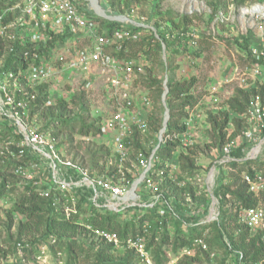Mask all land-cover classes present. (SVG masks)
I'll list each match as a JSON object with an SVG mask.
<instances>
[{
    "label": "built area",
    "instance_id": "2783aa9c",
    "mask_svg": "<svg viewBox=\"0 0 264 264\" xmlns=\"http://www.w3.org/2000/svg\"><path fill=\"white\" fill-rule=\"evenodd\" d=\"M243 13L253 18V24H264V4L257 3ZM101 19L88 0H0V174L15 179L7 182L8 193L0 202L11 208L17 192L43 197L54 211L84 227L96 243L110 245L116 253L132 251L141 264H156L154 251L164 238L172 241L177 234L187 235L194 229L203 231L202 236L178 248L180 252L190 255L196 248L214 257L206 232L223 217L221 189L232 182L231 174L246 163L252 173L243 171L241 181L256 197L264 191V174L256 167L257 163L264 166V93L253 94L240 116L245 120L241 134L221 147H212L206 165H201L205 156L199 153L196 171L189 175L182 170L180 155L200 144V130L211 129L208 113L199 116L197 107L192 108L183 120L184 131L167 132L166 126L153 135L148 120L152 101L133 88L151 59L122 55L127 53L126 43L141 38L143 29L111 31ZM131 24L145 27L136 21ZM247 34L251 35L246 50L250 65L241 71L237 68L236 80L240 88L258 89L264 86V34L258 39ZM82 41L85 44L80 47ZM18 48L24 50L16 57ZM9 63L17 65L10 68ZM99 80L111 108L99 122L109 154L93 168L87 158H74L59 146L53 129L38 124L34 109L41 86H46L47 104H54L77 92L74 88L66 93L64 84L81 81L79 91L91 103ZM82 139L93 140L92 135ZM167 144L174 146L163 156L161 150ZM227 199L225 206L232 207L238 222L264 241L261 201L245 207L230 194ZM107 216L123 228L129 224L130 229L121 235L92 222ZM23 219L19 216L16 221ZM49 241L48 246L15 241L16 258L22 264H65L55 240ZM225 246H229L227 240ZM165 249L171 256L172 245L168 243Z\"/></svg>",
    "mask_w": 264,
    "mask_h": 264
},
{
    "label": "trees",
    "instance_id": "16d2710c",
    "mask_svg": "<svg viewBox=\"0 0 264 264\" xmlns=\"http://www.w3.org/2000/svg\"><path fill=\"white\" fill-rule=\"evenodd\" d=\"M130 1H127V6ZM215 12L217 11V3L214 5ZM108 23L111 31L116 28H128L132 30L143 29V27H137L135 25H127L125 23H119L115 21H108L101 19ZM193 24V19L184 16L179 22L172 21L173 28L179 30V36L174 41L167 42L166 33L169 31L165 29L160 30V25L157 23L156 28L158 37L154 36L151 42H147L143 39L142 46L148 45L144 54L155 58L162 71L171 70L170 66L165 65L162 59L163 47L162 42L165 44L167 61L169 62V48L177 47L180 44L181 33H186L188 26ZM170 37L172 32L169 31ZM180 38V39H179ZM244 43H240V47L248 49L250 44L251 35H243ZM130 40L126 43L127 46L132 42ZM137 40L135 39L134 42ZM24 49L18 48V54L23 52ZM13 55V53L11 54ZM10 55V56H11ZM123 56L126 53H122ZM13 57V56H12ZM10 57V58H12ZM17 63H9L10 68H15ZM144 83L148 88L155 93L154 98L157 104L162 97L164 88L163 81L154 75L152 68L142 75ZM195 80L180 81L176 79V75L171 73L167 77L168 93L166 97V107L169 110V120L167 123V132H182L185 130L183 124L184 118L188 116V108L194 107L198 102V97L193 93V86ZM46 86H41L38 90L36 98V107L34 113L41 110L43 117L49 118L51 122L42 129H53V136L58 140V145L63 146L65 144L70 145V151L72 154L79 147L85 151L84 156H80L83 160L87 158L89 164L96 168L98 162L108 156L109 150L104 144H93L91 146L74 145V136H89L100 134L99 118H91L89 101L87 100L84 92L77 91L70 97L69 100H59L54 104H47V97L44 93ZM256 92L264 93V86H259L258 89L252 88L245 90L243 88H236L234 95L227 101V109H220L216 112L208 113V121L211 129L209 130L210 142L205 145H197L189 149L187 153H181V167L182 170L192 175L196 171V158L199 153H204L210 150L212 147H221L228 142L235 140L242 132L245 125L244 118L242 116L246 111L250 103L251 97ZM162 106L153 110L148 117L150 129L152 134H157L162 128L163 118L161 117ZM74 114V115H72ZM233 126V130L229 129V126ZM64 135L61 142L59 138ZM139 143V142H138ZM139 148L138 145H135ZM174 145L167 144L162 150L163 156H168L171 153ZM237 153H240L237 150ZM74 158L79 157V153L76 152ZM258 169H261L264 174V166L262 164L257 165ZM101 170V169H100ZM238 173L231 174L232 182L229 185H225L221 189L222 193V213L223 217L219 223H213L209 227L213 228L212 237L210 236L207 241L211 248L220 244L226 250L236 253L237 258L243 261L248 257L253 262L264 261V241L260 235L251 236L248 229L238 222V215L233 211L232 207H226L225 204L228 201L227 195H231L235 200L241 201L245 207L256 206L260 202V197H256L252 192H249L248 185L241 181L240 174L243 171H249L252 173L250 167L247 164H240L237 167ZM15 182V179L11 175L0 174V198L7 192V182ZM14 191V189H12ZM264 195V191L261 196ZM232 209V212H231ZM7 220L4 221V226L7 229H11L14 225V214L18 213L24 217L23 220L18 222L17 226V240L25 238L32 245H40L45 239H54V245L59 250H65L64 255L66 264H84L92 260L89 264H141L136 255L132 251H126L123 253H116L113 251L110 245L102 243H96L90 238L89 232L82 226L78 225L75 220H67L61 212L53 210L49 201L36 194L26 195L21 194L18 196L15 204L8 208ZM95 225L105 227L114 231H118L121 235H125L130 229L129 224H126L125 228L121 227L116 219L112 217H103L101 219H95L92 221ZM201 230H191L186 234H177L171 241L168 238H164L154 251V260L156 264H165L169 261V257L166 255L165 246L169 243L172 245V250H177L192 241L197 237L202 236ZM225 240L229 242V246H225ZM62 251V252H63ZM0 248V255L2 254ZM199 254L207 256V253ZM63 255V256H64ZM202 256V258L204 257ZM201 256L192 257L181 261V264H193L196 260H201ZM16 264H22L16 262Z\"/></svg>",
    "mask_w": 264,
    "mask_h": 264
},
{
    "label": "rangeland",
    "instance_id": "374dc122",
    "mask_svg": "<svg viewBox=\"0 0 264 264\" xmlns=\"http://www.w3.org/2000/svg\"><path fill=\"white\" fill-rule=\"evenodd\" d=\"M103 8L109 15H124L137 23L144 25L142 30V36L137 41L130 42L127 46V55L131 57H138L139 55H145L144 52L147 49L146 44L142 46V40L146 39L147 42H151V39L156 36L154 27L157 23L160 25V30L164 31L168 29L172 32V37L167 39V42L174 41L179 36V30L173 28L172 21L179 22L184 16H188L193 19V24L188 26L186 35L181 39L180 44L177 47L169 48V62L167 56H163L162 59L171 70H164L160 68L155 58L152 57L149 67H145L142 72L139 73L137 80L134 83V92L148 94L152 101V110L158 109L162 106L161 117L164 119L165 108L162 97L159 103L155 101L153 90L148 88L144 83L142 75L147 72V68L151 69L159 79L164 82L167 77L174 73L176 79L180 81H189L194 79L193 93L198 97L197 104L192 107L197 110L196 113L200 116L202 113H209L212 110L227 109V101L234 95V91L238 88L237 71L243 70L246 66L250 65V59L247 57L246 49L240 47V43H244L243 35L251 33L253 39L260 38L264 34L263 22H255L253 24V18L248 13H243L244 9L250 8L257 3L264 4V0H99ZM127 1H130L127 6ZM215 3H217V11L215 12ZM104 20L103 17H101ZM130 25V21L123 22ZM257 23V25H256ZM166 31V30H165ZM168 31V32H169ZM180 37V36H179ZM180 39V38H179ZM82 41L80 47L84 46ZM166 49V46H165ZM237 68H239L237 70ZM233 78V80H231ZM230 79V82H226ZM81 81L77 83L64 84L62 86L63 91L66 93L70 89L75 91L80 90ZM103 82L99 80L95 82L94 89H92L91 103H89L91 118H99L107 116L108 109H111L105 97L102 95ZM168 89V87H167ZM51 90H53L51 88ZM59 101V100H57ZM107 108V109H106ZM188 108V111L192 110ZM150 112V113H151ZM74 115V114H72ZM38 124L45 127L51 122L49 118L43 117L41 110L37 112ZM229 129L233 130V126H229ZM199 145L203 146L210 142L209 130L203 128ZM59 138V141L63 139L64 135ZM155 135V134H153ZM90 142H84L82 136L75 135L74 145L91 146L93 144H104L107 140L106 136L101 134L92 135ZM67 151L70 149L69 144L63 145ZM70 151V150H69ZM76 152L80 156H84L85 151L79 147L71 155ZM209 150L204 152L205 157H201L199 161L201 165H206L209 160ZM258 163L256 164L257 167ZM18 196L20 192L16 193ZM261 204L264 205V195L260 194ZM6 204L2 205L0 202V248L2 254L0 257L3 259L0 264H16L19 260L16 258L14 243L17 241V226L19 220L18 213H15L14 225L11 229H7L4 226V221L7 220ZM232 212V209H231ZM213 228L208 227L206 232L207 239L212 237ZM26 240L25 238H22ZM49 239L44 240V244L49 245ZM42 243V244H43ZM215 256H204L198 253V249H192L190 255H183L179 249L173 250L172 255L169 256V260L172 264H181L182 260L190 259L196 256H204L201 260H196L193 264H264V261L253 262L249 257L243 261L237 258L236 253L226 250L220 244L212 246ZM58 249V248H57ZM63 251V250H62ZM65 251V250H64ZM63 251V255H64ZM52 254L54 250H51ZM63 259L66 264L65 255ZM53 261V258L50 259ZM92 263L89 260L88 264ZM34 264H37L36 262ZM52 264V263H51ZM81 264H84L81 262ZM87 264V262L85 263Z\"/></svg>",
    "mask_w": 264,
    "mask_h": 264
},
{
    "label": "water",
    "instance_id": "95a60500",
    "mask_svg": "<svg viewBox=\"0 0 264 264\" xmlns=\"http://www.w3.org/2000/svg\"><path fill=\"white\" fill-rule=\"evenodd\" d=\"M91 4V6L93 7L94 11L96 12V14H98L100 17H103L105 19L108 20H116V21H121V22H126V21H130L131 23L133 22V20H131L130 18H128L127 16L124 15H116V16H112L109 15L106 10L103 8V6L101 5L99 0H88ZM163 47V56L166 57V52H165V45H162ZM167 93H168V89L166 86V81L164 82V91L162 94V100L164 105H166V97H167ZM169 120V110L166 107L165 108V115H164V119H163V124H162V129H165L167 126Z\"/></svg>",
    "mask_w": 264,
    "mask_h": 264
}]
</instances>
